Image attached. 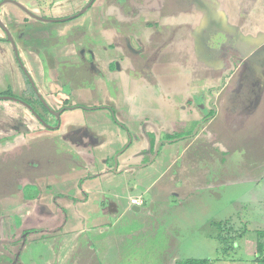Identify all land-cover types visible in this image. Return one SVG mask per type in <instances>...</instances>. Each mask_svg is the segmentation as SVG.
<instances>
[{"label":"rangeland","instance_id":"obj_1","mask_svg":"<svg viewBox=\"0 0 264 264\" xmlns=\"http://www.w3.org/2000/svg\"><path fill=\"white\" fill-rule=\"evenodd\" d=\"M11 1L42 17H63L79 10L75 9L79 0L52 4L37 0L29 7ZM117 1L110 3L120 9L125 2L137 4L138 10L159 8L158 0ZM160 1L164 11L173 9L178 0ZM189 6L187 1L174 11ZM16 8L12 2L2 3L0 22L41 90L36 62L39 48L57 38L49 32H63L64 42L84 40L95 27V18L88 11L58 25L24 12L28 19L22 24L24 18L15 19ZM140 27L143 30V23ZM165 27L159 25L160 33L153 37L168 41L188 35V25ZM238 31L234 29L236 36L249 45L252 40L241 28L240 36ZM3 33L0 26V37ZM87 38L73 43L74 49L94 51L93 36ZM148 39L149 46L153 40ZM208 44L216 49L213 42ZM29 47H34L33 55ZM135 47L132 41L128 49ZM187 58L185 52L160 53L164 61ZM65 59L60 58L59 84L47 86L56 99H46L53 108L62 103L70 107L59 119L49 114L44 125L29 112L31 119L18 101L0 99V264H177L186 258L207 259L208 264H251L255 254L264 257V244L261 251L256 246L257 231H264V46L243 62L237 55L220 56L221 66L205 62V70L189 76L167 67L153 68L151 74L149 63L147 69H140L146 79L132 78L128 66L122 65L121 82L107 86L90 75L86 61L80 65ZM145 63L138 60L135 66ZM91 68L102 71L95 65ZM229 72L232 79L215 101V118L201 121L210 114L203 90ZM20 74L12 44L0 39V94L10 89L20 95L26 86ZM76 86L74 94L63 92L64 87ZM196 89L202 91L199 96ZM228 92L238 96L233 99L235 93ZM98 104L114 109L117 121L126 128L114 121L128 135L123 145L114 141L118 131L90 124L88 115L100 110ZM167 136L177 137L158 145ZM121 152L120 160L127 158L129 168L118 169ZM132 198L143 203L136 208ZM215 222L221 223L223 234L234 236L225 252L216 238Z\"/></svg>","mask_w":264,"mask_h":264},{"label":"flooded vegetation","instance_id":"obj_2","mask_svg":"<svg viewBox=\"0 0 264 264\" xmlns=\"http://www.w3.org/2000/svg\"><path fill=\"white\" fill-rule=\"evenodd\" d=\"M187 1H189V4H190V1L192 2V0H178V1L174 2L175 3L174 8H177L179 4H183L184 2H187ZM89 2H90V5L87 6V4ZM93 3H95V0H93L92 2H91V0H88L79 10H75L74 13H72V14H65L63 17L62 16H60V17H54V16L42 17L40 15H36V14L35 15L42 17L43 18V19H41L42 21L55 22V23H65L67 21L77 19L78 17L83 15L86 12V10H88L92 6ZM117 4H119V3H116V5ZM161 6L162 5L160 4V7ZM84 8H85V10L83 11V13H80L81 10ZM137 8H138V5L135 3H132V4L129 3L128 4L127 2H125V3L121 4V9H122L121 13L123 16L119 18L120 27L118 26V28L120 31L117 34H113L112 39H110L112 42L115 43V44L113 43V47H112L113 50L109 47L105 52H103L104 50L102 49L103 50V51H101L102 55H97L95 51H91V50H89L90 52H87L85 50V53L81 49L75 50L73 43H75L76 41L78 42L77 39L74 42H71V41H65L64 42V40H61V38L63 36H65V34L63 32H59V33L54 32L53 34L49 32L50 35H56L57 38L49 41L50 47L48 45H43L42 47L39 48V51H40L39 57H37L38 60L36 62L37 67L38 68L40 67V69H41L38 79L41 82L40 84L42 85V83H43V85H44V88H43V86H42V88H41V86H39L42 91L38 87L36 88L34 82H33V84L35 87L30 83L29 78H31L33 81L34 77L29 73V70L27 71L26 68H24V66L21 63V60L19 58V53H17L18 56H16V54H15V56L17 58L19 72L21 73L20 74L21 81L26 86H24V84H23L24 90H22L20 95H17V93H15L13 90H10V89L4 90L0 95L5 96L8 94H4V92H7V91L11 92L12 94L11 95L9 94V96L16 98L17 100H15V99H12V100L18 101L19 103H21L23 105V111L26 114H28L30 118L32 116L33 120L36 119L37 121L39 120V122H41L40 119L38 118V116H39L43 121L42 124L47 125L45 123V119L47 118V116L49 114L54 116L56 119H59V116L63 111L70 109V107H68L67 103H65V104L62 103L63 105L61 107H59V105L56 104L57 108H53L49 104V102L46 100L47 98L54 99L53 98V96H54L53 92L51 93L50 90H47V86L53 85L55 83H56V85L59 84L58 82L60 81V77H61V71H60L61 64H60V61H58L59 57H57L58 56L57 54H62L61 56L68 57L70 60H76L77 59V60H79V62L78 61L77 62L80 63V65L82 64V60H84L87 62V64H89L88 66L95 65V67L96 66L101 67L102 71H98L96 68H95V70H93L90 66L88 68L90 70V75H93V77H98L99 79L102 78L104 81L105 80L109 81V83H111L112 85H117V81L120 80L121 76L123 75L122 65L128 66L126 68V70L129 72L128 76H130L132 78H135L137 76L138 78L146 79L147 77H145V74H143L142 73L143 71H141L140 69L144 68L145 66L147 69L149 63H151L150 64L151 65L150 72H151V74H153V68H159L163 64H166V67L168 68L167 71L177 70V67H174V63L177 62V64L180 66V68H179L180 72L187 76V73H189V72H191V75H192L193 73H196L198 71L205 70V68H206V65L204 64L205 62L208 64L210 62H212L214 64H218V62H219V66H221L222 62L220 60V56L221 57H227L228 59H231L232 57L237 55V57L243 58L241 60V62H243V60L249 54H253L255 51H258V49L260 47L264 46V35H262L257 40V33L255 32V29H253V31L251 32V35L253 37L251 38L252 41L249 43V45H250L251 43L255 44V43L259 42V44H256L252 47L254 49H252V48L249 49L248 47H246V46H249L247 43H242V44L239 43L237 40V37H235V36H232V37L230 36V39H228L226 34H224L223 32H219L215 36L210 35L208 37L205 36V38H204L206 45L203 46V49H202L203 52H200V61H197L199 63V66L202 65L201 67H203V68L198 69L199 66H197V64H195V61H194L195 59L190 58L189 57L190 55L185 50H182L181 52L182 53L185 52L187 54V56H188L187 59H184L183 61L175 60V59L164 61V60L160 59V53L161 52H164L167 55H173V54L179 53V51H174L172 48V46H174V43L171 42L173 38H169L168 41H166L160 37L154 38L153 34H155V32L158 31V33H160V31L158 29L159 20L157 18H154L153 20L148 18V20L145 21L144 20L145 17L137 18V16L140 14V13H138L139 10ZM49 9H51V7ZM243 9H244V7L241 6V13L239 15V22H238L239 28H241V26L245 24V22H246L245 19H247V17H249V16L256 17L259 15L258 17L264 19V5H263L261 12H259L257 8H256V10H253V8H252L250 11H246V10L243 11ZM161 10H162V8H161ZM168 10H169V8L167 10H164V11H168ZM164 11L162 10V12H164ZM27 15L30 16L29 14H27ZM34 19H36V18H34ZM263 19L260 20L263 22L261 27H264L263 26V24H264ZM36 20H38V19H36ZM141 23H143L144 26L146 25V27L149 28V31L143 33V30L140 27ZM126 26L131 28V30L127 31L125 28ZM2 30H3V28H2ZM3 32H4L3 33L4 36L0 37V39L7 40L6 33L4 30H3ZM133 32L136 33L138 36H135L134 34H132ZM149 36H152V38H154L155 40H153ZM147 38H149L148 40H151V39L153 40V42L151 41V43H149L150 44L149 46L147 45L148 44L147 40H146ZM207 38H208V40H207ZM218 38H220L219 42H218ZM132 41L136 44V47H135V49L132 48L131 50H129L128 46ZM208 42H213V45H214L213 47H215L216 49L212 50L209 47ZM31 45H33V44H31ZM59 45H63V46L65 45L66 55H63L64 52L62 53V51H64V50L61 49L59 51L57 49V46L59 47ZM63 46H60V47H63ZM207 46L209 47V49L212 52H208ZM234 46H236V47H234ZM117 48H119V49H117ZM246 48H248V50ZM110 49L112 50V53H111ZM34 51H35V49H34V47H32V50H30V52H32V55L35 53ZM78 51H80V52H78ZM246 51H248L249 53ZM40 53H41V55H40ZM246 53H247V55H246ZM55 54H56V56H55ZM194 54H195V51L193 53V57H195ZM151 55L153 56V59L152 58L148 59V57ZM138 60H146L147 63H145L143 65L141 64V66H135V63ZM78 66H79V64H78ZM135 68H138V71H136ZM50 69H53L55 71L54 72L55 75H53V76H51V74L49 75ZM114 70H116V71H114ZM175 73H177V71H174V74ZM221 77L222 78H221L220 82L217 80H215V83H214V81H211L209 83L210 87L209 88L205 87V89L203 90L204 93H202V95H203V97L206 98L207 109H209V112H210V114L207 118H203L201 120V121H205V123H208L209 120L211 122V119L215 118V116L217 114V110H216L217 108L215 106V101L220 95H222L224 93V89L229 84L230 80L232 79V74L229 72L228 74L221 75ZM181 79L182 78H180V80ZM190 81H191V79H190ZM190 81H188V82L186 81L185 87H186V84L188 87L190 86ZM120 82H121V80H120ZM77 88H79V87L76 86L75 88H71V89H70V87H68L66 89L64 87L63 92H65L66 94H69V95L74 94L76 92ZM43 91H45L44 94L42 93ZM201 92H202L201 89L200 90L196 89V92H194V94L197 93L199 96V94ZM50 93H51V95H50ZM228 93H235L234 95L231 96V97H233V99H235L238 96L237 92H228ZM24 94H27V95L23 96ZM22 96L25 97L24 99H26L28 101L30 100L31 104H28V102L24 101L23 98H20ZM203 97H201L200 99L203 100ZM0 99H3V98H0ZM4 99H9V98H4ZM36 99H38L40 103H38L36 101ZM45 101L47 104L44 103ZM107 106H105V105L99 106V108L109 109L115 123H118L120 126L122 125V127L125 128L124 125L122 123H119V121H117V118L114 116L115 115L114 109H112L109 106L107 107ZM29 112L31 113V116H30ZM53 112H60V113H59L58 117H56L53 114ZM44 116H45V118H44ZM210 122H209V124H210ZM48 128L53 130L52 127L48 126ZM171 140H173V139L171 138ZM166 141H170V139L160 141L159 143L161 145L162 142H166ZM132 199H134V198H132ZM131 200H130L131 205H133L136 208L140 207V205L143 203V201L141 200V203L139 205H135L131 202Z\"/></svg>","mask_w":264,"mask_h":264},{"label":"crops","instance_id":"obj_3","mask_svg":"<svg viewBox=\"0 0 264 264\" xmlns=\"http://www.w3.org/2000/svg\"><path fill=\"white\" fill-rule=\"evenodd\" d=\"M18 1L22 2L23 4H26V7H29L28 3L33 2L32 4H34L37 0H18ZM48 1L51 2V4L55 2V0H48ZM59 1H67V0H59ZM87 1L88 0H79V4L78 5L75 4V9H80L83 6L84 2ZM112 1H114V3H120L117 0H112ZM160 3L161 1L158 0L159 8L149 7L139 10L138 13L140 14L137 16V18L145 17L144 20L146 21L148 20L151 14H155L154 18H157L159 20V25L161 24L165 25L166 26L165 28L174 26L173 28L176 29V25H188L189 26L188 35L180 34V36L176 35L175 37H173L171 42L174 43V46H172V48L174 51H179V52H181L182 50L187 51L188 54L190 55L189 57L195 59L194 61H196L195 64H197V66H199V63L197 61H200V52H203L202 50L203 46L206 45L204 40L205 36L208 37L209 34L216 35L219 32H223L224 34H226L227 38L230 39V36L237 37L236 32H234V29H239L238 35L239 36L241 35V31L238 23L239 15L241 13V7H240L241 0H192V2L190 1V7L187 10L179 11L180 10L179 9L178 11H174L175 9L180 8L181 4H179L177 8L173 7V9H169L168 11H164V12H162L161 10ZM244 5L245 7L243 11L245 10L250 11L252 8L253 10H256L257 8L258 11L261 12L264 5V0H253L252 2H250V0H243L241 6ZM16 9H17L16 10L17 18L15 19L24 18V14H23L24 11L19 6ZM38 9L42 11L41 7H38ZM9 10L6 9V12L10 13ZM88 11L91 13V17L95 18L94 20L95 27H91L89 32L85 33L83 38L84 40L82 39H77V40L86 42L88 39L87 36H89L90 38L93 36V41H94L93 48L95 52L96 50L99 51L104 50L103 52H105L109 47L112 49L113 43L110 39H112L113 34H117L120 31L118 26L120 27L119 18L123 16L121 13L122 9H120V7L112 6L110 0H95V3H93L92 6L88 10H86V12ZM258 16L247 17V19H245L246 20L245 24L241 26L243 35L245 36L247 35L249 39L253 37L251 35L253 29H255V32L257 33V40L262 35H264V27H261L263 22L260 21L263 18H260ZM54 17L56 16L54 15ZM27 19L28 18L26 16L22 24H25L24 22ZM58 25H61V23ZM33 26H30V28H33ZM125 28L127 31L131 30V28L127 26ZM142 28L144 30L143 33H145L148 27H146V25L145 26L143 25ZM223 28L226 30H223ZM25 29H29V28H25ZM110 29H112V31H109ZM21 30L22 29L16 31L17 34L16 36H18V33ZM31 30L32 29H29L28 31ZM94 36H97L96 40ZM99 36L101 37L99 38ZM237 40L241 44L245 43L244 41H241L238 37ZM102 41L103 43H101ZM88 42L90 43V39ZM60 46L63 45H59V47L57 46V49L59 51L61 49L64 50L62 51V53L64 52L63 55H66L65 45L63 47ZM111 49L110 51L112 53L113 49L112 50ZM246 49L248 50V48ZM30 50L32 49L29 47V54L32 53L30 52ZM194 51H195L194 54L195 57H193ZM96 54L98 55V52H96ZM57 55H58L57 57H59L58 61H60L61 57H65V56H61L62 54H57ZM65 60L69 61V58L66 57ZM77 61L79 62V60L77 59L74 60V62ZM201 66H199L198 69L203 68ZM161 67H166V64L161 65ZM174 67H177L178 69L180 68L177 62L174 63ZM54 72L55 71L53 69H50L49 75L51 74V76H53L52 74ZM187 76H189L188 73ZM95 78L99 79L98 77ZM107 82L109 83V81L106 80L104 81L102 79L101 85L107 86ZM189 94H191V92H189ZM96 106H104V105L98 104ZM105 106L107 105L105 104ZM178 106H180V104H178ZM92 113L93 114L88 115L90 117L89 122L92 126L100 125L102 127H107L113 131L114 130L118 131L114 141H118L119 145L121 144L123 145L124 143H126V141L128 140V135L125 134L123 130H121V128H119L114 124V119L109 109L100 108V110H97V112H92ZM83 121L86 122V119H83ZM163 124L165 123L163 122ZM147 146H148L147 141H145L143 138V144L141 148L145 149L147 148ZM123 155L124 152H121L120 156H118L119 157L118 169L122 167L129 168L126 163L127 158H123V160H120V157H122ZM251 264H264V257L261 258L260 255L255 254V260H253Z\"/></svg>","mask_w":264,"mask_h":264},{"label":"trees","instance_id":"obj_4","mask_svg":"<svg viewBox=\"0 0 264 264\" xmlns=\"http://www.w3.org/2000/svg\"><path fill=\"white\" fill-rule=\"evenodd\" d=\"M4 94H8V95L10 94L11 95L12 93L7 91V92H4ZM20 98L24 99V97H20ZM24 101L28 102V104H31L30 100L28 101V100L24 99ZM36 101L38 103H40L38 99H36ZM176 137L177 136H167L168 139L176 138ZM153 141H154V139H151L149 142V145L151 147H153V144H154ZM214 225L217 226V228H218V233L216 235V238L218 239V241L220 243L221 250H223V252H225L228 250V248H230V244L233 243V240L230 241V239L231 238L233 239L234 236H232L231 234L229 235L227 232L223 234V232H225V231L223 230L221 223L215 222ZM257 235H258L257 236V242H256L257 251H261L263 244H264L261 241V236L264 235V231L258 230ZM177 264H208V260L207 259H197V258H186V259H183V260L177 262Z\"/></svg>","mask_w":264,"mask_h":264},{"label":"water","instance_id":"obj_5","mask_svg":"<svg viewBox=\"0 0 264 264\" xmlns=\"http://www.w3.org/2000/svg\"><path fill=\"white\" fill-rule=\"evenodd\" d=\"M93 0H91V2H92ZM5 2H12L13 4H16L17 6H19L23 11H25L27 14H29L31 17H33V18H36V19H38V20H41V19H43L42 17H39V16H36L35 14H33L32 12H30L29 10H27L24 6H22L21 4H19V3H17V2H14V1H11V0H4L3 2H1L0 3V6H1V4L2 3H5ZM88 5H90V2L87 4V6ZM86 6V7H87ZM85 7V8H86ZM85 8L84 9H82L81 10V12L80 13H83V11L85 10ZM0 26L3 28V30L5 31V33H6V38H7V41L8 42H10L11 44H12V46H13V49H14V52H15V54H16V56H18V51H17V47H16V45H15V42H14V40H13V38H12V36H11V33L8 31V29L0 22ZM29 81H30V83L34 86V84H33V81H32V79L31 78H29ZM35 87V86H34ZM0 98H11V99H15V100H17L16 98H14V97H11V96H9V95H5V96H0ZM45 103V102H44ZM61 112V111H60ZM60 112H53V114L56 116V117H58V115H59V113ZM38 118L40 119V121L41 122H43L42 121V119L38 116ZM158 145H160V143L158 144Z\"/></svg>","mask_w":264,"mask_h":264},{"label":"built area","instance_id":"obj_6","mask_svg":"<svg viewBox=\"0 0 264 264\" xmlns=\"http://www.w3.org/2000/svg\"><path fill=\"white\" fill-rule=\"evenodd\" d=\"M131 202L135 205H139L141 203V201L136 198L132 199Z\"/></svg>","mask_w":264,"mask_h":264}]
</instances>
